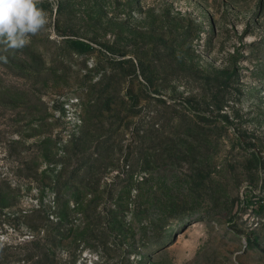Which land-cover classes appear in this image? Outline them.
I'll use <instances>...</instances> for the list:
<instances>
[{
    "label": "rangeland",
    "instance_id": "obj_1",
    "mask_svg": "<svg viewBox=\"0 0 264 264\" xmlns=\"http://www.w3.org/2000/svg\"><path fill=\"white\" fill-rule=\"evenodd\" d=\"M34 2L0 40V264L60 219L55 264H264V0Z\"/></svg>",
    "mask_w": 264,
    "mask_h": 264
},
{
    "label": "clouds",
    "instance_id": "obj_2",
    "mask_svg": "<svg viewBox=\"0 0 264 264\" xmlns=\"http://www.w3.org/2000/svg\"><path fill=\"white\" fill-rule=\"evenodd\" d=\"M47 23L46 15L34 0H0V40L11 48L24 46L29 34Z\"/></svg>",
    "mask_w": 264,
    "mask_h": 264
},
{
    "label": "trees",
    "instance_id": "obj_3",
    "mask_svg": "<svg viewBox=\"0 0 264 264\" xmlns=\"http://www.w3.org/2000/svg\"><path fill=\"white\" fill-rule=\"evenodd\" d=\"M72 47L78 52H87L91 49V47L84 42L81 41H72ZM74 177V174L71 175ZM67 185L71 186V183H67ZM73 185V184H72ZM1 201V200H0ZM53 225L52 235L37 237V235H33V237L25 242L26 246L32 247V254L27 255L31 260V264H55V250L57 246H59L64 240L66 236V231L62 227L61 219L56 223L51 222ZM45 234V233H44ZM51 234V233H50ZM48 241L51 242V245L48 244ZM4 249V248H3Z\"/></svg>",
    "mask_w": 264,
    "mask_h": 264
}]
</instances>
